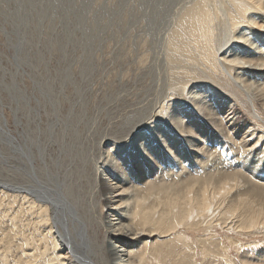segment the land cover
<instances>
[{
  "label": "bare ground",
  "instance_id": "bare-ground-1",
  "mask_svg": "<svg viewBox=\"0 0 264 264\" xmlns=\"http://www.w3.org/2000/svg\"><path fill=\"white\" fill-rule=\"evenodd\" d=\"M163 1L161 5L154 1L164 6L162 15H167L166 22L160 20L161 28L153 21L159 12L151 1L148 6L142 0L121 1L117 22L103 21L100 40L86 37L91 56L100 53L93 62L86 61L92 72L95 66L106 70L131 65L132 72L145 76L138 84L139 93L114 99L103 108H97L102 103L96 101L95 113L80 102L75 84L60 105L47 106L48 102L38 100V191L29 199L17 193L20 189L13 193L0 186V264H147L151 249V256L163 264H178L189 253L172 260L164 249H186L188 240L182 244L176 239L180 228L210 224L232 191H249L243 211L220 210L214 222L234 231L233 219L238 216L242 231L260 228V214L249 198L264 195V180L258 169H248L246 163L262 154L258 147L263 144L264 124L257 119L264 120V47L254 43L264 38V0ZM153 42L158 52L152 50ZM153 60L158 66L155 72ZM205 80L212 89L235 92L237 103L200 106L206 102L203 97L216 95L209 87L198 101L192 81ZM121 82L119 88L132 84ZM153 89L159 94H151ZM241 100L247 102L246 108H250L248 101L254 107L250 129L239 111ZM173 105L192 106L199 114L192 118L186 112L185 118L177 119L169 114ZM53 112L57 119L50 117ZM204 119L226 133L215 137L218 130H212V146L207 144ZM164 122L176 130L177 140L160 136L162 148L150 149L148 134L145 144L139 141L146 129L154 133ZM133 144L136 154L130 158L122 154ZM24 202L32 211L24 209ZM151 235L159 236L158 241L153 245L147 241L136 259L138 247ZM215 242L204 245L215 253L219 247ZM190 246L197 249V244Z\"/></svg>",
  "mask_w": 264,
  "mask_h": 264
},
{
  "label": "rangeland",
  "instance_id": "rangeland-1",
  "mask_svg": "<svg viewBox=\"0 0 264 264\" xmlns=\"http://www.w3.org/2000/svg\"><path fill=\"white\" fill-rule=\"evenodd\" d=\"M121 1L125 3L132 2V0H0V186L4 185V187H9L8 189L6 188L8 191L13 192L14 190L20 189L21 192L17 193L22 195L24 194V196L29 199H31L30 194L33 195V192H36V190L38 191V122L40 121L38 119L39 99L48 102L49 104L47 106L50 104L60 105L61 102H63L64 97L69 94V91H71L75 84V88L80 90V102L86 103L87 105L84 104L83 106L85 108L89 107L91 113H95L96 110L93 103L96 101L102 103L101 105L96 104V107L99 108V106L104 107L106 105H111L115 100H121L122 97L130 95L137 90V93H139L140 87L138 84H140V82L142 83L145 76L138 71L132 72L131 69L133 70V66L127 64L112 66L106 70L105 67L95 66L92 72L89 68L91 64L86 62H93L96 56H100L99 52H95L93 57L91 56V53L88 52V50H90V46L87 43L86 37L94 36L98 41L100 40V27L101 25H105L103 21L106 19L108 21L107 24L110 25H114V23L117 22L119 18L117 6ZM142 1H144L143 4L145 6H148L151 1V5L153 3L154 7L158 8L156 12H159V16L158 14L154 15L153 21L156 22L158 28H161L163 25L162 21L166 22L167 15H162L163 10L165 11L164 6L158 7V4H154V1L159 2V5L165 3V1ZM159 17L160 19L158 21ZM161 18L162 21H160ZM256 39L257 37H254V40ZM263 42L264 38L262 40L259 39L254 43V45L258 48H262L264 47V44H262ZM157 48L158 46L154 43L152 50L154 52H158ZM78 49H82V51H78ZM252 51L255 50L253 49ZM234 52H238V49ZM243 52L244 51H241V53ZM84 53H87L84 60L79 59L80 56L84 57ZM150 64L155 66L153 68V72H155L158 68L156 65L157 61L155 62V60H153ZM80 65L83 66L81 67ZM149 67H151V65ZM129 70L131 73H129ZM136 73H138L140 78L137 77ZM130 75L131 77H129ZM128 77L133 82L129 81L130 79H128ZM132 78H134L135 82H137L136 84ZM121 81L124 83L131 82L132 84L128 85L127 88L126 86H124L125 88H119V84L122 83ZM209 82V80L199 81V83L196 82V85V83H193L192 81V84L195 85L193 90L194 93H196V91L199 92L197 95L199 96L198 101H200L203 97L200 96L203 95L202 92L213 86ZM113 86H116L115 90H112ZM94 87L97 89L96 91ZM212 90H214L216 94L214 95L215 97L213 96L214 99H212V97L206 100L205 97H203L207 103L203 101V104H200V106H210L213 104L218 105L219 103H225V105L230 103L233 106L237 103L236 99H234V97L237 96L235 92H224L221 89H217L215 86ZM159 92L160 90L157 89H153V93L150 91L151 94L157 95ZM104 93L109 97L110 95L113 96L110 97L112 100L108 101V96L104 98ZM143 94L144 93H142V95ZM225 94L226 97H224ZM146 97L147 95H145V98ZM152 97L153 99L155 98L154 96ZM150 98L151 97H149L148 100ZM227 98L228 100L231 99L229 100L230 102L227 101ZM148 100H146L145 103L148 102ZM241 101L243 103L239 104V111L242 115H244L243 117L246 118L245 127L250 129L252 128L251 125L254 124V120L250 117L251 113L254 111V107L251 106L248 101V107H250L248 109L243 105L245 103L247 106V102L245 100ZM173 106L171 107L172 109H169V114L175 116L177 119H180V116L181 118H185L187 115H191L192 118H196V115L199 114L192 106ZM186 112H188V114L184 116ZM49 115L52 118L54 117L53 119H57L55 112L50 113ZM262 118L264 119V114L262 115ZM257 120L261 124H264V120ZM202 123L207 127L205 128V132L208 133L207 144L212 146L215 141L211 135V131L215 128L209 124L207 119L202 120ZM164 124L167 123L164 122L163 125H157L155 127V134L152 130L146 129V135H142L139 141H142L145 144L146 136L148 134L151 144L147 146V148L150 149L152 147L162 148L160 136L177 140L178 133L176 130L167 127ZM217 130L218 132H216ZM217 130H214L216 132L215 137H225L226 133L220 131L219 129ZM260 132L263 133V144L258 147V151L260 150L262 154L255 155L253 158H250L249 162L246 163V166L248 169H258L263 176L261 179L264 180V125L260 128ZM127 149L124 150L126 152L122 151V154L129 158L137 153L134 149V144L133 147L130 149L128 147ZM231 154L232 153H230L229 156L233 155ZM261 155H263L262 158ZM255 160L258 161L256 162ZM101 165L100 170L104 171L105 168ZM259 166L262 168L260 169ZM106 173L109 174L108 172ZM22 189L30 191H26V193H24ZM245 192L247 193L249 191ZM246 193L232 191L231 194L226 197V206L223 207L220 204V208L218 207V211L214 214L215 217L210 219V224L205 223L203 224L204 226L202 225L203 227L199 225V229H194L195 227H193V229L192 227L190 229L181 227L180 230L182 232L180 231L181 233L178 232V234H176V239L179 242H182V244H187L188 242L185 246L186 249L181 251L179 250L181 247H176V249L175 247H167V250L166 248L164 249L165 254L172 255V260L182 258L181 255L186 252L187 254H191L190 256L188 254V257L183 259L184 261L181 259L178 264H264V195L249 198L257 206L256 211L260 214L258 220L260 226L259 229L254 231H242L238 228V223L241 219L238 216L233 219V221L237 222L236 228L238 232L237 230H231V228L226 227L224 224L220 223L221 225H218L214 222V219L221 215V211H225L227 208H230L232 211H243L242 204L245 202ZM26 194L29 195L26 196ZM22 204L24 209L32 211L28 210L26 202ZM13 211H16V207ZM33 211L38 210L34 209ZM158 237L159 236L151 235L149 236V239H147L145 236L144 241H146H142L143 244L141 243L142 246L138 247L139 250L136 254L138 255L144 251V245L145 243L147 244V241L151 245L155 244V242L158 241ZM162 238L161 241L166 240V238ZM123 239L125 238L123 237ZM213 241H216L215 244L219 245L215 253L210 251L204 245V243H211ZM190 242L191 244H197V249H194L193 247L191 248ZM150 251V254H147L149 257L147 258V264H163L161 259L157 256L152 257L151 255L154 256V252L152 249ZM220 254L223 255L220 256ZM140 257L141 255H138L136 259H139ZM149 260L150 262L148 263Z\"/></svg>",
  "mask_w": 264,
  "mask_h": 264
}]
</instances>
